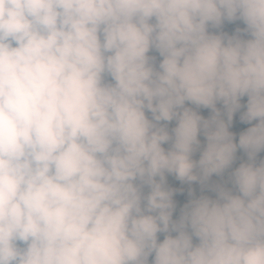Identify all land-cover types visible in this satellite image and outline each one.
<instances>
[{
  "label": "clouds",
  "instance_id": "clouds-1",
  "mask_svg": "<svg viewBox=\"0 0 264 264\" xmlns=\"http://www.w3.org/2000/svg\"><path fill=\"white\" fill-rule=\"evenodd\" d=\"M261 153L264 0H0V264H264Z\"/></svg>",
  "mask_w": 264,
  "mask_h": 264
},
{
  "label": "rangeland",
  "instance_id": "rangeland-1",
  "mask_svg": "<svg viewBox=\"0 0 264 264\" xmlns=\"http://www.w3.org/2000/svg\"><path fill=\"white\" fill-rule=\"evenodd\" d=\"M237 26L243 27L244 25L241 22H236L234 24H226L225 27H224V31L228 32L229 34H232ZM218 107H222V106L218 105ZM201 114L204 115L205 117H207L210 113H209V110H201ZM238 121H239V114H237L234 117L233 127L230 129V131H233V132L237 133V138H238V134L241 132V130L236 127ZM171 126H174V124L171 125ZM249 126L250 125L244 124V128H247ZM201 139L203 140V137H201ZM237 156L238 157H242L243 156V159L246 160V156H244L243 152L242 153H237ZM259 158H264V153H261L260 157H258V159ZM239 162H240V160L237 161V164L235 166H238ZM215 178H219V177L215 176ZM226 178H227V175H225V179ZM213 180H214V178H213ZM168 183H169V185L171 187H175V188L183 187L184 188L183 194L178 193L174 197V199L177 202V212L174 214V218H176V216L179 215V208L182 207L183 204L187 202V199H188V197H187L188 185H181L178 181H176L171 176L168 177ZM192 187L196 189L197 195H199L200 194V193H198L200 191L199 185L198 184H194V185H192ZM209 195H213V194L209 193ZM161 239H163V236H161Z\"/></svg>",
  "mask_w": 264,
  "mask_h": 264
},
{
  "label": "trees",
  "instance_id": "trees-1",
  "mask_svg": "<svg viewBox=\"0 0 264 264\" xmlns=\"http://www.w3.org/2000/svg\"><path fill=\"white\" fill-rule=\"evenodd\" d=\"M242 102H244V101H242ZM236 127L240 129V127H239V121H238ZM245 129H246V128H245ZM240 130H241V129H240ZM238 153H242V151H238ZM242 157H243V156H242ZM213 178H214V180H216V181H219V180H220V178H215V176H213ZM213 178H212V179H213ZM198 193H200V191H199ZM205 194L209 195V193H207V192H206ZM211 194H212V193H211Z\"/></svg>",
  "mask_w": 264,
  "mask_h": 264
},
{
  "label": "water",
  "instance_id": "water-1",
  "mask_svg": "<svg viewBox=\"0 0 264 264\" xmlns=\"http://www.w3.org/2000/svg\"><path fill=\"white\" fill-rule=\"evenodd\" d=\"M244 102H246V98H245ZM239 126H240L241 131L245 130L244 124L240 123V121H239Z\"/></svg>",
  "mask_w": 264,
  "mask_h": 264
}]
</instances>
